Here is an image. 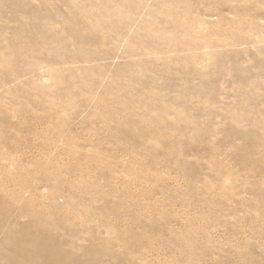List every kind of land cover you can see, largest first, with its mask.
Here are the masks:
<instances>
[{
	"label": "rangeland",
	"instance_id": "rangeland-1",
	"mask_svg": "<svg viewBox=\"0 0 264 264\" xmlns=\"http://www.w3.org/2000/svg\"><path fill=\"white\" fill-rule=\"evenodd\" d=\"M0 264H264V0H0Z\"/></svg>",
	"mask_w": 264,
	"mask_h": 264
},
{
	"label": "bare ground",
	"instance_id": "bare-ground-1",
	"mask_svg": "<svg viewBox=\"0 0 264 264\" xmlns=\"http://www.w3.org/2000/svg\"><path fill=\"white\" fill-rule=\"evenodd\" d=\"M33 244V243H32ZM39 248V247H38ZM40 249V248H39ZM39 251V250H38Z\"/></svg>",
	"mask_w": 264,
	"mask_h": 264
}]
</instances>
